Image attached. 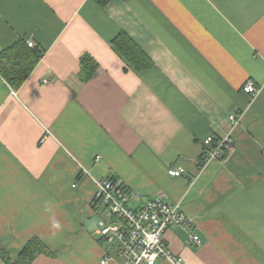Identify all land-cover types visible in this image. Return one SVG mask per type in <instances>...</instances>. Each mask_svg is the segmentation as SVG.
<instances>
[{"label":"crops","instance_id":"1","mask_svg":"<svg viewBox=\"0 0 264 264\" xmlns=\"http://www.w3.org/2000/svg\"><path fill=\"white\" fill-rule=\"evenodd\" d=\"M20 38L45 54L17 91L0 75V249L15 259L39 237L56 256L32 264H125L93 206L96 181L115 177L132 208L181 204L202 239L165 233L184 264H264V0H0V53ZM86 55L98 70L84 82ZM240 114L202 169L205 140Z\"/></svg>","mask_w":264,"mask_h":264},{"label":"built area","instance_id":"2","mask_svg":"<svg viewBox=\"0 0 264 264\" xmlns=\"http://www.w3.org/2000/svg\"><path fill=\"white\" fill-rule=\"evenodd\" d=\"M27 43L29 47L34 46L30 40ZM242 91L255 97L260 90L255 82L248 81ZM241 116H229V131L224 138L211 136L205 140L202 169L214 160L223 159L224 150L234 144L233 133L241 122ZM169 175L177 178L187 173L182 167H172ZM96 184L94 205L103 210L97 233L100 241L118 246L125 264H155L158 259L184 264L182 258L173 256L165 242L164 235L171 228L187 230L191 242L198 247L202 245V239L180 203H171L163 194H159L139 208H132L131 194L122 180L109 177L97 180ZM106 262L103 261V264Z\"/></svg>","mask_w":264,"mask_h":264},{"label":"trees","instance_id":"3","mask_svg":"<svg viewBox=\"0 0 264 264\" xmlns=\"http://www.w3.org/2000/svg\"><path fill=\"white\" fill-rule=\"evenodd\" d=\"M94 1L106 7L112 0ZM27 41L25 38H20L14 45L0 53V75L16 91L26 82L45 54V50L39 46L29 47ZM125 41L128 43L127 46L131 47H126ZM114 43L133 61V56L129 54V51L132 52L131 49H137V47L125 33H121ZM97 70L98 64L93 58L86 55L81 59L79 75L84 82L93 79L97 75ZM93 206L95 208L94 202ZM42 255L53 258L56 253L39 237L32 238L15 259H12L4 249H0V258L6 264H32Z\"/></svg>","mask_w":264,"mask_h":264}]
</instances>
